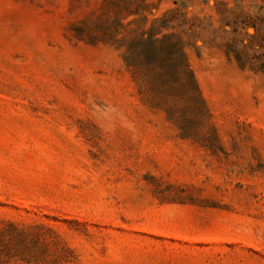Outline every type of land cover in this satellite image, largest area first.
<instances>
[{"label": "rangeland", "instance_id": "obj_1", "mask_svg": "<svg viewBox=\"0 0 264 264\" xmlns=\"http://www.w3.org/2000/svg\"><path fill=\"white\" fill-rule=\"evenodd\" d=\"M169 11L200 96L116 46ZM0 264H264V0H0Z\"/></svg>", "mask_w": 264, "mask_h": 264}, {"label": "trees", "instance_id": "obj_2", "mask_svg": "<svg viewBox=\"0 0 264 264\" xmlns=\"http://www.w3.org/2000/svg\"><path fill=\"white\" fill-rule=\"evenodd\" d=\"M173 15L175 12L169 11L163 17L155 19L147 31L143 29L146 17L137 20V28L126 30L127 38L118 41L116 46L124 50L123 61L139 82L145 85L151 83V87L157 91L182 87L189 93L200 96L199 87L187 63L182 37L172 33L163 34L164 30L171 29L169 23ZM174 37H178L179 41L173 43ZM175 54L179 58L172 64L170 60Z\"/></svg>", "mask_w": 264, "mask_h": 264}]
</instances>
